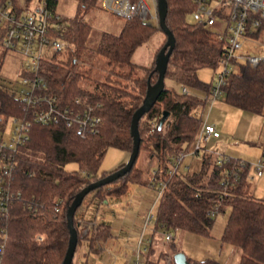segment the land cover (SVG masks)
Listing matches in <instances>:
<instances>
[{"label":"trees","instance_id":"trees-1","mask_svg":"<svg viewBox=\"0 0 264 264\" xmlns=\"http://www.w3.org/2000/svg\"><path fill=\"white\" fill-rule=\"evenodd\" d=\"M10 1L18 7L31 0ZM165 1L164 21L172 34L173 44L164 78L169 77L184 87L198 88L205 95L200 98L188 90L177 92L165 83L156 101L138 120L139 151L144 149L148 156L156 158L153 180L164 182L154 227H161L165 232L182 230L207 235L214 215L229 207L221 239L240 247L241 257L236 264H264V199L248 193L249 162L238 158L219 161L204 153L198 172L169 171L173 160L195 139L202 123L196 109L206 103L211 82H203L197 71L206 66L216 68L225 56V47L224 39L208 26L188 21V14L195 8L193 0ZM47 2L54 9L56 0ZM97 3V0H77L76 13L63 32L72 45L65 50L66 59L43 60L39 74L47 81V91L61 101L68 102L80 95L97 105L101 115L99 130L81 136L74 128L63 124L31 122L28 139L14 152L9 179L11 191L19 192V198L9 204L7 216L0 213V225L4 224L8 233L0 264H61L70 235L67 209L75 195L85 185L112 172L98 173L108 147L131 151V117L142 103L148 84L157 79L155 56L164 45L166 35L151 64L145 66L132 62L131 56L138 45L152 36L157 25L134 18L125 20L117 34L101 32L89 49L105 59L107 69L100 79H86L74 65L84 53L90 35L83 17ZM262 31L264 18L249 35L256 39ZM222 91L226 103L260 113L264 106V61L256 66L234 63L233 70L225 75ZM163 111L168 115L159 128ZM10 117L31 120L24 102L12 88L0 83V128ZM68 162L76 163L78 169H66ZM135 163L136 160L123 175L84 196L73 216L76 245L81 232L75 215L85 197L90 193L98 199L106 194L117 197L126 191L128 183H140L142 170ZM107 233L104 227L93 239L105 237ZM171 247L173 253L179 251L173 244ZM187 260L188 264H218L210 258L187 257ZM144 264L157 262L146 259ZM170 264H175L173 257Z\"/></svg>","mask_w":264,"mask_h":264},{"label":"built area","instance_id":"built-area-1","mask_svg":"<svg viewBox=\"0 0 264 264\" xmlns=\"http://www.w3.org/2000/svg\"><path fill=\"white\" fill-rule=\"evenodd\" d=\"M99 6L112 14L119 15L125 20L138 18L152 23L155 19L158 26L157 0L155 14L151 12L146 0H97ZM195 8L190 12L188 21H194L213 26L216 19L222 18L227 22L225 33L219 34L224 39L225 56L220 61L223 69L211 82L208 101L220 98L225 75L233 70L234 63L245 62L256 66L264 61V52L252 54L243 50L246 40L255 39L249 34L256 30L260 19L264 18V0H193ZM20 5V4H19ZM67 24L63 18L50 8L47 0H37L32 6H14L10 0H0V45L5 50H15L22 54L25 66L21 74L20 87L12 89L28 109L31 120L24 117H10L14 122L12 134L5 139L0 132V213L8 214V206L19 198V192L14 193L9 186V179L14 165V152L29 136L31 122L43 125L63 124L74 128L78 134L98 132L101 115L98 106L90 104L80 95H75L68 102L61 101L55 94L47 91V81L39 74L41 62L50 59L54 53L71 49V43L64 37ZM186 91V87L182 88ZM197 147L201 141H207L209 136L217 137L219 131L215 125L203 122L198 131ZM182 152L173 160L170 172L178 170ZM227 156L219 157V161L227 160ZM242 163V161L240 162ZM255 176L264 171V156L251 164ZM249 175V174H248ZM157 195L163 187V181H157ZM153 214L147 213V224ZM81 229L87 232L96 224L88 220H78ZM8 233L4 224L0 225V259L4 253ZM170 233L166 239H170ZM113 264V263H110ZM134 264H141L138 256Z\"/></svg>","mask_w":264,"mask_h":264},{"label":"rangeland","instance_id":"rangeland-1","mask_svg":"<svg viewBox=\"0 0 264 264\" xmlns=\"http://www.w3.org/2000/svg\"><path fill=\"white\" fill-rule=\"evenodd\" d=\"M36 2L37 0H31L30 6ZM146 2L150 6L151 12L155 14V0H146ZM76 8L77 0H56L54 11L59 14L63 18V22L68 25L76 13ZM190 16L191 13L188 14V18H190ZM83 20L90 28V35L86 42L87 47L78 62H76L74 65V68L82 72L84 74V78L86 79H100L103 77L107 69L105 59L89 48L93 47L95 39L101 32L105 31L114 34L119 33L123 24L125 23V19L119 15L103 10L97 3L84 15ZM151 22L154 25H157V21L155 19H153ZM226 25L227 22L224 19L217 17L216 23L213 26H210L209 29L214 34H223L225 33ZM163 38L164 32L161 29L159 30V27L157 26V30L152 34V36L135 48L131 56V61L139 65H150L156 49H158L163 42ZM243 50L252 54H260L264 52V32L262 31L256 39L246 40ZM51 59L54 61L62 59L65 60V51L54 53ZM24 66L25 59L21 53L15 50H4V48H2L0 45V83L5 86H9L12 89H17L20 87V82L22 79L21 74L23 73ZM222 69L223 66L220 64L216 68L206 66L198 69L197 74L203 82L210 83L216 79L217 75L222 71ZM164 82L167 85L170 84L177 92H181L182 85L180 82L173 81L169 77H165ZM187 89L188 92L197 95L200 98H203L205 95L204 91L198 88L187 87ZM219 99L224 101L223 94ZM209 102L210 101L207 99L203 106L198 107L196 109L197 114L202 120H205V118L209 117L212 120L219 121V125H221L223 128L228 126L225 113L220 114L219 111L212 109ZM236 124L237 127L235 131H229V133H227L231 136V142H226L223 140L221 143L217 144L212 141H201L202 143L199 151L195 152L199 136L197 133L195 139L189 144L187 150L180 159L178 172H198L201 169L202 156L204 153H208L211 159H215L216 156H227L228 158L237 159L238 157L227 154L224 155V148H227V146H231L229 148H235V150L244 148L250 157H256V148L258 147L255 145H250L248 143L249 140H247L249 138H246L247 136H243L244 130L239 128L241 124L239 120H237ZM13 127V120L8 118L3 127L0 128L3 138L6 140L9 139L12 134ZM129 154L130 152L127 150H123L114 146L108 147L100 162L98 173L100 174L102 171H113L120 164L127 162ZM258 157L259 155H257V158ZM238 159L247 161L250 165L248 175V193L254 197H264L261 196L264 194V175L262 177H256L253 174L251 167L253 162L251 160L247 158H245L246 160L242 158ZM156 162V158L148 156L146 150L141 149L139 151L135 164L137 167L141 168V177L144 181L150 178L152 165L156 164ZM65 168L68 170H77L78 165L74 162H68L65 165ZM130 194L131 195L129 196V199L132 198V194L135 193L131 191ZM135 196V198H132L136 217L135 225L140 229V231L142 230V233H144L143 245L148 244V240L151 242L152 252L150 254V259L156 261L157 264H167L166 256H169L170 258L173 257L174 249L171 247L172 244L174 245L175 249L182 251L187 257H191L193 259L201 260L204 258H210L216 260L218 264H236L240 261V247L221 239V234L230 212L229 207L224 208L223 211H220L214 215L213 223L207 235L182 230H170L165 232L163 229H161V227L153 228L152 226H154V223L150 225V223L147 224L146 221V213L148 212V208L151 207L149 213H152L153 215L156 214L158 200H156L154 203L149 202L148 204H145L141 201V199L138 198L139 195L135 194ZM107 215L109 216L110 212ZM167 233H170V239H166ZM78 252L79 244L77 245V248L74 252L72 264H83L84 259L82 261L79 260ZM145 254V252L142 254V258H144Z\"/></svg>","mask_w":264,"mask_h":264},{"label":"crops","instance_id":"crops-1","mask_svg":"<svg viewBox=\"0 0 264 264\" xmlns=\"http://www.w3.org/2000/svg\"><path fill=\"white\" fill-rule=\"evenodd\" d=\"M168 85L171 86L170 84ZM183 87L184 86L182 85V88ZM186 90H188L187 87ZM209 104L212 109L219 111L220 114L225 113L228 126L223 128L219 125V121L212 120L209 117L202 120V123L208 122L214 124L215 128L219 131L217 137L209 136L207 141H212L217 144L221 143L223 140L231 142V136L227 133H229V131H235L237 127L236 122L239 120L241 123L239 128L244 130L243 136L249 138L247 140H249L248 143L250 145L258 147L256 148V157H250L244 148L235 150V148H229L231 146L224 148V155L227 154L242 159L247 158L253 163L254 161H259L262 154V145L264 143V106L260 113H254L232 106L225 101H221L219 98L209 102ZM257 155H259L258 158ZM155 167L156 164L152 165V172L148 180L144 181L141 177L140 183H128L126 191L120 196L116 197L106 194L103 199H98L97 197L92 196L93 193H90L85 197L75 215L77 227L81 232V238L78 242V258L81 261L84 259L83 264H134L137 256L141 261V264H144L146 259H150V254L152 252L151 242L148 240V244L143 245L144 233H142V230L140 231L135 225L136 217L132 198H135V194H137L139 195L138 198L145 204H148L149 202L154 203L159 199L156 191L157 184L156 181L153 180ZM263 175L264 171L260 176L256 177H262ZM131 191L135 194H132V198L129 199ZM261 196H264V194ZM258 198L264 199V197ZM150 210L151 207L148 208V212ZM109 212L110 215L108 216L107 214ZM153 219L154 215L150 225L154 223ZM78 220L92 221L96 226L94 229L90 228L87 232H84L81 229V225L78 224ZM104 227H107L108 229L106 236L100 237L99 239H93V236L98 234ZM152 227L154 228V226ZM144 252L146 254L144 258H142ZM166 257L167 264H170V257Z\"/></svg>","mask_w":264,"mask_h":264},{"label":"water","instance_id":"water-1","mask_svg":"<svg viewBox=\"0 0 264 264\" xmlns=\"http://www.w3.org/2000/svg\"><path fill=\"white\" fill-rule=\"evenodd\" d=\"M166 1L165 0H157V14H158V27L164 32L166 35V41L164 45L158 50L155 56V65L154 69L157 71L158 76L156 81L153 84H148L147 90L143 97L142 103L139 107L133 112L130 122V132L132 135L133 145L129 154V158L126 163H124L121 167L113 170L112 172L106 174L99 179L90 182L89 184L85 185L81 188V190L75 195L74 199L72 200L71 204L67 209V222L69 227V242L68 247L65 253V256L62 260L61 264H71L72 257L74 255L75 247H76V237H77V230L73 224V216L75 213L76 208L80 205L84 196L90 192L91 190L105 185L114 179L118 178L119 176L123 175L127 172L131 166L133 165L134 161L136 160L138 151H139V132H138V120L140 116L148 111V109L153 105L156 101L158 95L161 93L162 89L164 88V73L166 69L167 58L169 52L172 48L173 44V37L165 24V15H166ZM168 112L163 111L159 122L158 127L160 128L167 117ZM173 261L175 264H188L187 256L182 252L178 251L173 255Z\"/></svg>","mask_w":264,"mask_h":264}]
</instances>
